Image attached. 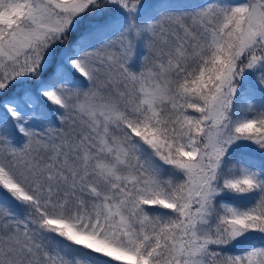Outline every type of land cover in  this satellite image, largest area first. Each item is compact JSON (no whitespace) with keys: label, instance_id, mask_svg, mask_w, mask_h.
Instances as JSON below:
<instances>
[{"label":"snow or ice","instance_id":"obj_1","mask_svg":"<svg viewBox=\"0 0 264 264\" xmlns=\"http://www.w3.org/2000/svg\"><path fill=\"white\" fill-rule=\"evenodd\" d=\"M0 264H264V0H0Z\"/></svg>","mask_w":264,"mask_h":264},{"label":"rangeland","instance_id":"obj_2","mask_svg":"<svg viewBox=\"0 0 264 264\" xmlns=\"http://www.w3.org/2000/svg\"><path fill=\"white\" fill-rule=\"evenodd\" d=\"M71 42V41H70ZM142 50H137V63L133 64V68H136L138 66L139 57L142 55Z\"/></svg>","mask_w":264,"mask_h":264}]
</instances>
